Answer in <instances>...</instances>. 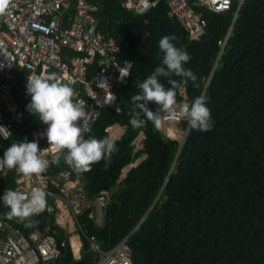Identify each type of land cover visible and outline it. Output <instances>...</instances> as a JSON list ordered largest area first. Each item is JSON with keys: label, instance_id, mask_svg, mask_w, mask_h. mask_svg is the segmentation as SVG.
Here are the masks:
<instances>
[{"label": "trees", "instance_id": "1", "mask_svg": "<svg viewBox=\"0 0 264 264\" xmlns=\"http://www.w3.org/2000/svg\"><path fill=\"white\" fill-rule=\"evenodd\" d=\"M189 2L206 21L198 38L189 37L179 20L167 13L165 0H157L147 15L149 34L141 47L140 13L121 0H98L97 28L116 40L119 56L130 59L132 67L127 82L114 87L120 111L100 106L89 135L109 137L106 127L115 123L123 131L113 140L115 151L110 158L91 165V171L77 174L63 155L46 171L50 177L62 171L74 174L86 200L101 191V184L105 187L101 223L95 220L92 204H82L73 212L80 258H84L80 264H94L98 257L85 234H94L104 250L127 235L131 264H264V0H243L238 8V0H232L230 8L222 11L198 0ZM165 35L177 37L173 43L190 55L185 67L198 77V87L189 81L183 86L185 96L180 88L176 100L191 104L204 94L212 116L213 127L207 135L185 139L181 146L150 121L139 129L129 123L131 97L139 91L136 86L160 66L159 41ZM51 72L53 68L47 70ZM160 82L171 86L165 77ZM13 92L25 113L4 141L6 149L23 142L24 135L40 123L27 110L31 97L25 71L17 68ZM149 108L155 111L157 105L150 102ZM186 123L184 118L182 124ZM139 132L143 138L136 148L133 140ZM141 155L119 178L124 165ZM16 176L15 170L0 172V197L6 189L15 188ZM61 188V182L47 181L44 191L53 210L45 208L33 217L31 228L16 218L8 219L9 209L0 199V218L10 225L25 233L49 225L59 245L64 240L60 254L45 264H69L75 259L66 255L71 233L56 221Z\"/></svg>", "mask_w": 264, "mask_h": 264}, {"label": "built area", "instance_id": "2", "mask_svg": "<svg viewBox=\"0 0 264 264\" xmlns=\"http://www.w3.org/2000/svg\"><path fill=\"white\" fill-rule=\"evenodd\" d=\"M156 1L121 0L123 5L138 13L153 7ZM242 1L238 0L237 8ZM165 2L168 6L167 13L179 20L188 30L189 37L198 38L206 24L201 12L197 11L189 0ZM198 2L211 10L222 11L230 8L232 0ZM98 8V0H11V15L6 19L0 18V172L8 169L2 162L6 150L4 141L10 137L14 125L22 121L25 113L13 92L15 68L25 71L26 83L28 76L46 75L49 68L59 73L61 81L69 83L74 89L73 100L81 102L84 106L86 116L78 123L85 127L86 139L95 137L89 133L99 115V107L114 106V87L126 83L130 75L129 73L121 80L119 70L128 71L132 62L128 58H121L116 40L106 37L97 28ZM226 37L227 35L221 40L222 45ZM180 92L185 96L183 87ZM183 103L188 102L184 99L177 101L175 117L162 116L160 128L166 136L177 139L179 146L190 132L188 124H182ZM112 125L114 124L106 127L109 137V127ZM118 127L120 131L115 138H118L123 130V126L118 124ZM46 128L47 125L38 123L24 135L23 141L27 139L40 142L46 138H41ZM142 138L143 133H140L133 142ZM40 148L44 150L50 167L56 155L55 150L49 147L48 141L46 146L40 145ZM59 174H64L70 181L75 180H71L67 171ZM52 177L46 172L38 177L17 174V184L12 190L22 192L28 197L35 188L45 190L47 181L52 180ZM73 184L62 186L61 189L64 187L67 194L77 195V185ZM105 201L106 191L101 190L93 199L85 202L94 206L96 221ZM46 209L52 211L53 205L48 204ZM85 236L89 248L98 253L94 264H131L127 235L106 250L101 248L94 234ZM63 244L64 240L60 242V245ZM60 245L49 225L43 228L37 226L25 233L0 218V264H45L60 254Z\"/></svg>", "mask_w": 264, "mask_h": 264}, {"label": "clouds", "instance_id": "3", "mask_svg": "<svg viewBox=\"0 0 264 264\" xmlns=\"http://www.w3.org/2000/svg\"><path fill=\"white\" fill-rule=\"evenodd\" d=\"M11 0H0V18H7L10 13ZM175 35H165L159 41L160 51L163 53L160 66L136 87L138 92L132 95L131 104L133 110L129 112V123L134 129L142 128L150 121L154 128L159 130L162 124V116L175 117L177 115V91L189 81L194 87H198L197 75L185 65L190 60L189 53L177 47L173 41ZM120 71V79L123 80L130 73ZM180 79H173L172 77ZM160 77L167 78L170 87H165L160 82ZM27 94L31 101L26 106L30 113L35 114L39 121L47 125L41 138L46 136L49 147L56 152L54 161L58 162L61 155L65 163L77 174L91 171V165L105 158H110L115 151V144L111 137L103 139L95 137L85 138V127L78 122L86 116L84 106L79 101H74V89L69 83L61 81L60 74L51 72L46 75L33 74L27 77ZM157 105L155 111L150 110L149 103ZM207 97L204 94L197 96L191 104L183 103L181 114L186 119L189 129L197 132H209L213 127L211 110L206 106ZM117 111H120L117 108ZM117 124V123H116ZM3 165L10 170H15L25 177L40 176L49 167V160L45 158L44 150H41L38 141L12 143L3 153ZM46 192L35 188L30 196L12 189H6L0 199L9 209L6 213L8 219L16 218L31 228L35 221L32 219L43 212L47 206Z\"/></svg>", "mask_w": 264, "mask_h": 264}, {"label": "rangeland", "instance_id": "4", "mask_svg": "<svg viewBox=\"0 0 264 264\" xmlns=\"http://www.w3.org/2000/svg\"><path fill=\"white\" fill-rule=\"evenodd\" d=\"M110 137H111V139H114L116 136L112 137L110 135ZM46 145H47V139L44 138V139L41 140V146H46ZM139 146H141V140L139 141V140L136 139L135 147L137 148ZM143 156L144 155H141L140 157L136 158L131 163L127 164L126 169L124 170V172L121 170L119 178H121L123 176V174H125L127 169L132 164L137 163ZM75 179H77V178H75ZM52 180L55 181V182H61L62 186H68V183L70 182V179L67 176H65L64 174H57V175L52 177ZM77 181H78V183H76L77 184V188L75 187V191L78 194L79 192H81L83 190L81 189L79 180H77ZM57 198L59 199L58 200L59 201V205H58L59 208L57 210L56 216H58L59 211H61V207L60 206H62L65 209H67L71 213V215H73V212L78 210L81 207V205H80L81 203H80V200H79L78 196L74 195V194H67V189L64 188V187H63V193L58 195ZM93 214H94V211H93ZM73 219H74V217H73ZM56 221L58 222L57 219H56ZM62 226L65 228V230L67 232H70L72 235L76 234L78 236V238H79L78 233H76V231H75V228H76L75 224L74 225L72 224V230L68 227V225H62ZM79 240H80V238H79ZM69 241H70V236H69ZM80 245H81V241H80ZM75 256L76 257L80 256L79 250H78L77 254H75Z\"/></svg>", "mask_w": 264, "mask_h": 264}, {"label": "water", "instance_id": "5", "mask_svg": "<svg viewBox=\"0 0 264 264\" xmlns=\"http://www.w3.org/2000/svg\"><path fill=\"white\" fill-rule=\"evenodd\" d=\"M152 10V7H150L148 10H146L145 12H142V13H140V18H141V28H142V31H143V35H142V39H141V42H140V46L142 47L143 46V43H144V41L146 40V38H147V36H148V34H149V29H148V19H147V15H148V13L150 12ZM115 109H117V108H119L120 109V103L118 102V101H116L115 103H114V106H113ZM123 131V130H122ZM122 133V132H121ZM140 133H142V132H139L138 133V135L140 134ZM208 134V132H197V131H193L192 132V130H190V132L188 133V135H187V137H186V139L187 140H195L196 138H198L199 136H204V135H207ZM134 141V140H133ZM136 164V163H135ZM127 165V164H126ZM126 165H124V166H126ZM132 165H134V164H132ZM131 165V166H132ZM124 168V167H123ZM122 168V169H123ZM121 169V170H122ZM70 178L71 179H75V175L74 174H71L70 175ZM84 187L86 188V189H89L90 188V185L88 184V183H85L84 184ZM105 189V187H104V185L103 184H101L99 187H98V190H104ZM66 255H67V257H69V258H71V257H74L75 259L73 260V261H71L69 264H80V263H82L83 261H84V258H80V256L79 257H76L75 256V253H74V250H73V248H72V245H71V243H70V241H69V243H68V246H67V248H66Z\"/></svg>", "mask_w": 264, "mask_h": 264}, {"label": "crops", "instance_id": "6", "mask_svg": "<svg viewBox=\"0 0 264 264\" xmlns=\"http://www.w3.org/2000/svg\"><path fill=\"white\" fill-rule=\"evenodd\" d=\"M110 127H117V133H118V131H120V128L118 127V124H114V125H112V126H110ZM109 127V132H110V135L112 136V131H111V128ZM126 169V166L123 168V170L122 171H124ZM128 170V169H127ZM126 173V172H125ZM125 174H123V176H124ZM122 176V177H123ZM72 180V179H71ZM78 179H75L74 181H70L69 183H68V185H72L73 183H78V181H77ZM74 185V184H73ZM77 185V184H76ZM77 196H78V198H79V200H80V205H82V204H86L85 202H86V198H85V195H84V193L81 191V192H79L78 194H77ZM59 199L58 198H56V205H57V207H58V205H59V201H58ZM61 207V211H62V206H60ZM59 208V207H58ZM64 208V207H63ZM65 209V208H64ZM66 210V212H67V215H68V218H70L71 219V221H72V224L74 225L75 224V221H74V219H73V215H71V213L67 210V209H65ZM61 211H59V214H58V216H56V219L58 220V218H59V216L61 215ZM56 213H57V211H56ZM101 222V213H100V215H99V217H98V220H97V222ZM69 222L70 221H68V220H66V221H64L63 223H61V222H57L58 224L60 223V225L62 226V225H69ZM69 227V226H68ZM71 235L72 234H70V243H71ZM80 238V237H79ZM71 245H72V243H71ZM79 248H80V246H79ZM74 250V249H73ZM74 253H75V251H74ZM76 254V253H75Z\"/></svg>", "mask_w": 264, "mask_h": 264}, {"label": "bare ground", "instance_id": "7", "mask_svg": "<svg viewBox=\"0 0 264 264\" xmlns=\"http://www.w3.org/2000/svg\"><path fill=\"white\" fill-rule=\"evenodd\" d=\"M110 128L112 131V136H115L117 134V127H110ZM66 220L70 221L68 226L72 230V221L70 218H68L66 210L62 207L61 215L59 216L58 221L63 223ZM71 243H72V248L74 249L75 253L77 254V252L79 250V246H80V240L76 234L71 235Z\"/></svg>", "mask_w": 264, "mask_h": 264}]
</instances>
